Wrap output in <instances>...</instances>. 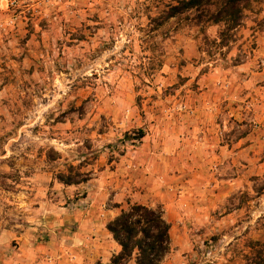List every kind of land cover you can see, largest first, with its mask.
Wrapping results in <instances>:
<instances>
[{
    "label": "rangeland",
    "instance_id": "rangeland-1",
    "mask_svg": "<svg viewBox=\"0 0 264 264\" xmlns=\"http://www.w3.org/2000/svg\"><path fill=\"white\" fill-rule=\"evenodd\" d=\"M147 2L0 0L1 226L35 228L48 241L31 214L32 178H51L46 195L57 198L59 175L79 172L88 183L134 156L148 134L185 138L190 126L192 151L180 165L188 183L174 196L161 264H256L264 259V0L249 4L214 60L217 27L199 34L171 20L150 35ZM85 195L60 206L80 211ZM127 203L136 204L122 209Z\"/></svg>",
    "mask_w": 264,
    "mask_h": 264
},
{
    "label": "crops",
    "instance_id": "crops-1",
    "mask_svg": "<svg viewBox=\"0 0 264 264\" xmlns=\"http://www.w3.org/2000/svg\"><path fill=\"white\" fill-rule=\"evenodd\" d=\"M174 132L168 136L171 140L156 133L148 134L134 156L127 153L119 157L113 169L101 170L88 183H55L57 198L51 199L46 195L51 178H32L34 193H31L30 202H35V205L31 214L44 222L39 230L49 239L38 241L34 238L30 230L35 228H29L21 234L1 226L0 222V264L109 263L119 247L106 226L119 214L126 200L145 206H165L163 215L170 225L171 246V230L174 229L175 219L171 214L175 205L174 196L179 185L188 183L180 170L182 155L185 150L192 151L195 129L189 126L185 138L184 134L180 138L181 132L178 130ZM76 193L86 194L90 200L89 206L80 211H64L65 208L60 204H65L66 201H62ZM80 202L82 204L85 200ZM15 240L17 252L9 249ZM127 264L135 262L130 260Z\"/></svg>",
    "mask_w": 264,
    "mask_h": 264
},
{
    "label": "trees",
    "instance_id": "trees-1",
    "mask_svg": "<svg viewBox=\"0 0 264 264\" xmlns=\"http://www.w3.org/2000/svg\"><path fill=\"white\" fill-rule=\"evenodd\" d=\"M253 1L256 0H148V34L171 20L177 23L178 29L194 28L199 34L210 27H217V38L212 42L215 51L211 57L214 60L216 53L221 55V50L234 42L243 12ZM139 133L141 138L143 134ZM82 176L79 172H70L59 175L57 179L64 185H76L88 180ZM106 228L119 247L107 264H127L130 260L135 264H161L170 251V225L165 221L160 206L153 208L127 203V207L121 209ZM256 264H264V259L259 258Z\"/></svg>",
    "mask_w": 264,
    "mask_h": 264
},
{
    "label": "built area",
    "instance_id": "built-area-1",
    "mask_svg": "<svg viewBox=\"0 0 264 264\" xmlns=\"http://www.w3.org/2000/svg\"><path fill=\"white\" fill-rule=\"evenodd\" d=\"M10 4H14L16 0H9ZM83 209H86V206H83Z\"/></svg>",
    "mask_w": 264,
    "mask_h": 264
}]
</instances>
